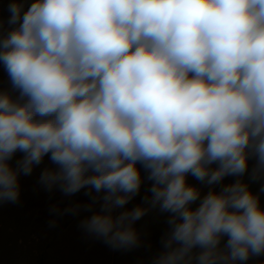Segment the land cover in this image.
<instances>
[{"label": "clouds", "instance_id": "clouds-1", "mask_svg": "<svg viewBox=\"0 0 264 264\" xmlns=\"http://www.w3.org/2000/svg\"><path fill=\"white\" fill-rule=\"evenodd\" d=\"M26 2L0 19V204L48 157L46 191L90 197L50 213H92L79 227L113 250L158 210L152 264L264 256V0Z\"/></svg>", "mask_w": 264, "mask_h": 264}, {"label": "rangeland", "instance_id": "rangeland-1", "mask_svg": "<svg viewBox=\"0 0 264 264\" xmlns=\"http://www.w3.org/2000/svg\"><path fill=\"white\" fill-rule=\"evenodd\" d=\"M11 2L0 0V19L5 22L10 15L8 5ZM29 3L31 0H27L25 8ZM8 87L7 73L0 67V88ZM21 155L17 153L13 164ZM49 166L50 161L45 157L30 176L20 177L18 203L0 204V264H152L153 257L161 250L160 238L167 229L166 222H159L156 215L152 222L151 216L146 215L135 224L141 233L142 246L130 251L113 250L102 240L86 235L79 227L80 220L92 213L81 211L77 216L50 213L53 205L63 210L73 204H87L90 197L85 195L87 189L73 196H65L58 188L46 191L39 184V176ZM148 187L146 181L140 194L126 208L141 205ZM52 219H56L54 227L49 224ZM258 260L264 261V256L252 258L247 264H257Z\"/></svg>", "mask_w": 264, "mask_h": 264}, {"label": "crops", "instance_id": "crops-1", "mask_svg": "<svg viewBox=\"0 0 264 264\" xmlns=\"http://www.w3.org/2000/svg\"><path fill=\"white\" fill-rule=\"evenodd\" d=\"M251 163V162H250ZM213 167H215V165H213ZM248 177L247 175L245 176V180H247ZM235 180V177H226L225 180L223 181L224 184H228V183H232L234 182ZM187 181L189 184L191 185H196V186H200V182L197 181L194 177H192L191 175L188 176L187 178ZM150 183L151 182H148V186H150ZM261 183L262 182H255V183H252L250 186H251V189L254 191V192H257L261 186ZM208 189L205 187L204 188V191L206 192ZM219 190V186H217V191ZM261 204L264 205V194H261ZM195 206V205H194ZM157 216V219L159 222H166V219H167V214H161L158 212V210L156 211H152L148 214V217L151 216V221L153 222L154 220V216ZM153 217V218H152ZM150 218V217H149ZM163 231V229H161ZM160 231V230H159ZM160 233V232H158ZM155 236H160V235H154Z\"/></svg>", "mask_w": 264, "mask_h": 264}]
</instances>
